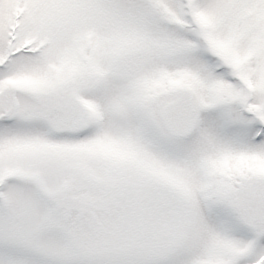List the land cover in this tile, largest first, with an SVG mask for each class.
<instances>
[{"label":"snow or ice","instance_id":"6c2138e0","mask_svg":"<svg viewBox=\"0 0 264 264\" xmlns=\"http://www.w3.org/2000/svg\"><path fill=\"white\" fill-rule=\"evenodd\" d=\"M0 264H264V0H0Z\"/></svg>","mask_w":264,"mask_h":264}]
</instances>
